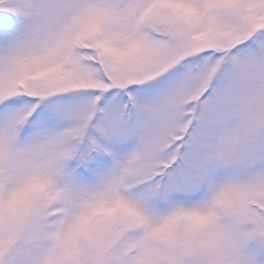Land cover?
Listing matches in <instances>:
<instances>
[{"label":"snow or ice","instance_id":"snow-or-ice-1","mask_svg":"<svg viewBox=\"0 0 264 264\" xmlns=\"http://www.w3.org/2000/svg\"><path fill=\"white\" fill-rule=\"evenodd\" d=\"M0 264H264V0H0Z\"/></svg>","mask_w":264,"mask_h":264}]
</instances>
